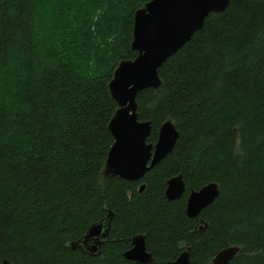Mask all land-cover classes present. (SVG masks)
<instances>
[{"label": "trees", "instance_id": "obj_1", "mask_svg": "<svg viewBox=\"0 0 264 264\" xmlns=\"http://www.w3.org/2000/svg\"><path fill=\"white\" fill-rule=\"evenodd\" d=\"M152 0H0V264H264V0H230L137 96L155 145L171 121V154L140 181L105 175L118 107L109 83L132 50L134 15ZM181 175L183 196L165 198ZM220 195L198 218L191 191ZM144 190L140 192L141 187ZM112 213L98 256L72 249Z\"/></svg>", "mask_w": 264, "mask_h": 264}, {"label": "water", "instance_id": "obj_2", "mask_svg": "<svg viewBox=\"0 0 264 264\" xmlns=\"http://www.w3.org/2000/svg\"><path fill=\"white\" fill-rule=\"evenodd\" d=\"M229 2L230 0H152L136 11L132 50L137 52L138 57L133 61L121 62L108 86L118 110L109 123L114 144L105 163L106 176L119 177L129 182L140 181L172 153L179 138L175 125L171 121L164 123L156 144L148 143L152 126L151 122L139 121L137 96L146 89L158 90L161 87L159 69L202 30L209 16L222 14ZM143 190L144 186L140 192ZM184 192L185 183L179 175L167 182L165 198L168 201L178 200ZM219 195V187L214 182L198 191H191L186 206L187 217L198 218ZM112 217L113 214L110 213L106 219L90 227L81 241L71 244L72 249L86 250L90 245L93 254L98 256V248L109 235ZM240 250L239 247L225 249L216 255L212 264H228ZM123 257L136 264L154 263L143 235L133 238L132 248ZM170 264H191L189 251L182 252Z\"/></svg>", "mask_w": 264, "mask_h": 264}, {"label": "flooded vegetation", "instance_id": "obj_3", "mask_svg": "<svg viewBox=\"0 0 264 264\" xmlns=\"http://www.w3.org/2000/svg\"><path fill=\"white\" fill-rule=\"evenodd\" d=\"M80 250L82 251L83 249H80ZM82 252H85V253H88L90 255L96 256L95 254H93V251L91 250V246L90 245L86 248V250H83ZM98 252L100 253V247L98 248Z\"/></svg>", "mask_w": 264, "mask_h": 264}]
</instances>
